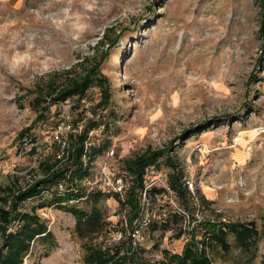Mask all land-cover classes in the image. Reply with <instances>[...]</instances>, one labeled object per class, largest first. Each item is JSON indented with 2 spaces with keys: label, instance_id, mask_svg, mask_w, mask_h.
Wrapping results in <instances>:
<instances>
[{
  "label": "rangeland",
  "instance_id": "rangeland-1",
  "mask_svg": "<svg viewBox=\"0 0 264 264\" xmlns=\"http://www.w3.org/2000/svg\"><path fill=\"white\" fill-rule=\"evenodd\" d=\"M260 14L257 0H0V186L13 189L38 178L40 164L60 155L67 133L87 119L100 121L89 136L105 145L83 178L88 190L109 194L99 204L103 224L85 227L80 236L71 213L39 208L55 245L42 256L36 241L22 264H86L85 244L122 253L129 236L142 259L130 264H157L164 250L181 251L192 225L200 239L198 222L209 219L251 222L260 233L247 248L229 230L228 250L209 241L205 251L213 264H264ZM117 35L100 66L110 87L103 112L95 107L96 85L46 110L34 103L82 73ZM212 117L223 120L202 130L200 123ZM166 146L181 180L192 179L198 205L187 201L185 211L176 193L155 181L159 175L168 184L172 172L162 155L146 176L158 191L141 196L132 230L112 196L123 197L129 184L123 161Z\"/></svg>",
  "mask_w": 264,
  "mask_h": 264
},
{
  "label": "trees",
  "instance_id": "trees-1",
  "mask_svg": "<svg viewBox=\"0 0 264 264\" xmlns=\"http://www.w3.org/2000/svg\"><path fill=\"white\" fill-rule=\"evenodd\" d=\"M257 2L261 11L258 33L262 50L257 61L262 62L264 61V0H257ZM118 37L119 35L107 45L99 58L84 67L82 73L70 78L64 85L47 91L43 97L35 96L34 103L46 110L49 105L60 104L73 97L82 98L90 86L96 85L100 89L101 98L95 107L102 109L103 112L109 105L110 87L100 66ZM93 113L96 114L95 111ZM98 119L100 120L99 116ZM221 120L223 119L212 117L200 123V126L202 130H205ZM85 122L78 131L67 133V142L64 143L60 155L57 154V157H53L52 160L40 164L42 174L38 178L13 189L9 185L0 186V264H22L25 256L32 252L36 241L44 246L42 256H47L49 250L55 245L52 231L37 213L39 208L55 205L71 213L74 217V230L80 236H83L82 231L85 227L94 230L103 224L99 204L109 194L100 189L88 190L83 178L89 175L90 162L105 145L102 142L93 141L89 136V132L98 127L100 121L87 119ZM27 133L28 127L22 129L18 135L23 137ZM192 134L194 132L190 133ZM185 138L188 137L181 138V142ZM170 150L169 146L160 149L148 148L123 161V170L129 177V184L124 190L123 197L116 192L112 196L117 200L119 208L124 211L125 225L132 230L136 229L137 226L133 224L139 221L142 214L141 196L145 188L146 168L155 165L156 160L162 155H166V161L172 169L168 179L169 188L176 193L182 208L189 211L187 201L196 205L181 180L177 164L169 154ZM156 191L158 189L151 186L146 189V194ZM200 201L206 202L202 196ZM188 217L193 220V216L188 215ZM198 223L203 226L202 237L197 239L196 228L192 225L188 230L189 238L182 245L181 251L177 253L164 250V258L157 264H213L206 254L205 247L209 241H213L223 250H228L226 230L233 234L236 243L243 248H247L260 234L251 222L224 223L209 219L200 220ZM262 225L264 234V219ZM156 227L155 223L151 226L152 229ZM181 233L179 229L177 236ZM128 239V244L122 253L119 252V248L85 244L84 262L86 264H130V260L131 263L142 262V259L138 257L140 249L134 244L131 236Z\"/></svg>",
  "mask_w": 264,
  "mask_h": 264
},
{
  "label": "built area",
  "instance_id": "built-area-1",
  "mask_svg": "<svg viewBox=\"0 0 264 264\" xmlns=\"http://www.w3.org/2000/svg\"><path fill=\"white\" fill-rule=\"evenodd\" d=\"M234 139L237 140V138H234ZM152 168H153V165L146 168V176L148 175L149 172L154 174V170ZM155 181H157V182L159 181L161 183L163 190H167V192L172 193V190L169 188V185L165 181L159 179V175H157ZM155 181H153V182L150 181L149 183L146 184V178H145V188L142 192V197H145L146 189L150 188V186H152V184ZM183 183L185 184V187H186L187 191L189 192L190 197L193 200V202L198 205V195L194 191V184H193L192 179L185 178ZM135 232H137V231H135Z\"/></svg>",
  "mask_w": 264,
  "mask_h": 264
}]
</instances>
